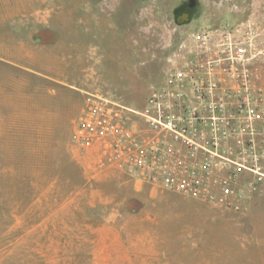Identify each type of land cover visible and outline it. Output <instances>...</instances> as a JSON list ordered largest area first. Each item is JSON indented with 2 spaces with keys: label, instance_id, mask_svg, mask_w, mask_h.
<instances>
[{
  "label": "rangeland",
  "instance_id": "rangeland-1",
  "mask_svg": "<svg viewBox=\"0 0 264 264\" xmlns=\"http://www.w3.org/2000/svg\"><path fill=\"white\" fill-rule=\"evenodd\" d=\"M189 2L0 0V264H264V178L237 209L75 139L88 93L141 107L190 33L264 22V0Z\"/></svg>",
  "mask_w": 264,
  "mask_h": 264
},
{
  "label": "built area",
  "instance_id": "built-area-1",
  "mask_svg": "<svg viewBox=\"0 0 264 264\" xmlns=\"http://www.w3.org/2000/svg\"><path fill=\"white\" fill-rule=\"evenodd\" d=\"M263 69L264 22L200 28L141 107L88 93L75 139L137 186L239 209L264 178Z\"/></svg>",
  "mask_w": 264,
  "mask_h": 264
},
{
  "label": "water",
  "instance_id": "water-1",
  "mask_svg": "<svg viewBox=\"0 0 264 264\" xmlns=\"http://www.w3.org/2000/svg\"><path fill=\"white\" fill-rule=\"evenodd\" d=\"M195 5H196V0H190V2H189V9H192V8H194L195 7ZM188 21H190V13H183V14H181L179 17H178V22L179 23H186V22H188Z\"/></svg>",
  "mask_w": 264,
  "mask_h": 264
}]
</instances>
